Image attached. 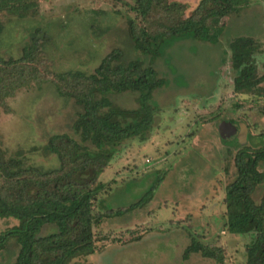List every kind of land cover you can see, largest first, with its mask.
<instances>
[{"label": "rangeland", "instance_id": "1", "mask_svg": "<svg viewBox=\"0 0 264 264\" xmlns=\"http://www.w3.org/2000/svg\"><path fill=\"white\" fill-rule=\"evenodd\" d=\"M9 1L0 0V58H21L41 29L44 69L41 80L0 107V146L9 156L23 155L29 167L53 171L61 164L48 152V142L62 134L78 138L73 125L80 111L58 92L54 76L92 74L115 49H122L128 60L144 59L129 34L131 22L140 25L132 12L135 0H16L15 6H33L26 18L8 12ZM168 1L185 4L187 18L201 0ZM248 1L247 8L226 21L228 33L218 45L186 41L185 48L198 49L199 56L189 57L178 45L177 64L187 82L156 97L159 110L152 131L123 143L99 179L106 187L98 197L108 198L112 208L130 204L131 196L140 199L155 184L152 200L125 216L106 219L95 230L97 252L76 264H246L253 236L226 231L224 199L236 172L234 143L253 149L264 135V101L233 89L229 44L236 35L253 36L264 63V0ZM200 57L214 66L202 69L196 63ZM185 59L192 61L191 75ZM262 194L259 189L257 202ZM16 225L14 219L0 220V235ZM193 238L215 249L224 262L201 254L184 259ZM17 254L11 241L0 251V264H15Z\"/></svg>", "mask_w": 264, "mask_h": 264}, {"label": "trees", "instance_id": "2", "mask_svg": "<svg viewBox=\"0 0 264 264\" xmlns=\"http://www.w3.org/2000/svg\"><path fill=\"white\" fill-rule=\"evenodd\" d=\"M9 2L14 5L17 1ZM249 3L201 0L186 18L185 4L135 0L132 12L140 25L131 22L129 34L134 50L144 59L128 60L122 49H115L92 74L69 71L55 75L58 92L80 109L73 125L78 138L68 134L50 138L47 150L57 156L61 167L47 172L27 166L23 155L9 156L0 146V220L18 222L0 235V251L14 241L18 247L15 264H76L77 259L97 252L95 230L106 219L125 216L149 203L155 184L140 199L131 196L130 204L112 208L108 198L98 197L106 187L99 179L123 143L152 131L159 110L156 97L187 82V75L177 64L178 45L177 50L186 51L187 57L197 55L198 49L194 45L185 48L186 41L218 45L228 33L226 21ZM13 5L8 12L20 18H26L33 8ZM36 33L21 58H0L1 108L19 90L41 80L44 52L38 37L42 30ZM229 46L234 92L264 101V63L260 64L255 39L241 33ZM197 59L202 69L214 66L206 59ZM185 61L188 68L192 61ZM257 141L253 149L234 143L236 172L225 188L224 199L226 231L253 236L245 250L246 264H264V135ZM259 189L263 194L257 202ZM192 254L224 262L215 249L195 238L184 259Z\"/></svg>", "mask_w": 264, "mask_h": 264}]
</instances>
